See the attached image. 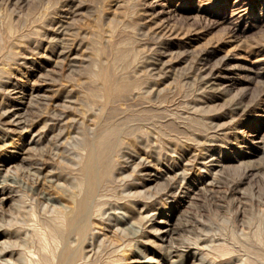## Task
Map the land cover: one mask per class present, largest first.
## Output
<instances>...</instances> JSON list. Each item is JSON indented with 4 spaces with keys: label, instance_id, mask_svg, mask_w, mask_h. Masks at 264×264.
<instances>
[{
    "label": "rangeland",
    "instance_id": "rangeland-1",
    "mask_svg": "<svg viewBox=\"0 0 264 264\" xmlns=\"http://www.w3.org/2000/svg\"><path fill=\"white\" fill-rule=\"evenodd\" d=\"M160 2L167 8H177V14L168 21L176 26L172 36L166 29L157 28L159 20L151 11V0H0V105L16 104L25 125L17 132H8L0 123V170L6 172L5 185L15 195L0 212L1 230L13 234L17 226L22 228L19 245L23 250L22 255L15 256L17 260L0 253V264H33L39 258L41 221L55 214L60 206L69 209L73 205L75 188L67 179L69 169L63 166L70 164L68 154L73 139L82 137V131L89 132L98 119L129 130L132 149L145 157L155 171L163 172L176 162L180 168H186L189 182L197 185L194 194L168 199L162 185H154L151 193L160 209L154 220L161 215L170 217L171 209L177 206L179 216L175 221L180 225L202 220L215 233L222 219H226V228L234 222L241 227L244 220L250 226L245 231L255 232L256 224L264 216V152L259 140L264 135V0ZM200 2L207 8L219 9L220 19L196 17L191 9ZM235 9L240 12L234 13ZM244 11L249 14L241 18ZM120 50L127 51L124 61L117 59ZM163 65L168 67L162 69ZM100 69L117 82L133 83L130 91L107 107L100 99L102 82L95 77ZM215 69L219 78L231 76L236 82L227 94L205 84L214 76L211 71ZM13 85L30 94L25 95L24 102L23 93L14 99L10 90ZM234 104L247 111L233 113ZM138 111L144 113L137 114ZM213 120L216 125L212 128ZM251 127L259 131V136L252 140L246 133ZM216 132L220 140L214 161L208 163L210 170H205L193 158L204 151V140L199 135ZM140 135L149 137L151 148L136 142ZM242 137L247 139L246 144L241 143ZM28 145L30 150H22ZM227 157L234 159L219 168L217 158ZM210 159L207 155L206 161ZM158 190H162L160 194L156 193ZM118 191L119 188L115 192L120 196ZM117 195L109 201L120 202ZM115 212L128 218L122 209ZM34 215L42 218L35 219ZM96 228L108 241L120 242L114 229L104 223ZM196 234L205 236L207 231L188 232L185 236ZM141 250L138 244L125 248L121 251L124 262L140 264ZM195 250L191 246L188 252L194 254ZM200 253L197 251V255Z\"/></svg>",
    "mask_w": 264,
    "mask_h": 264
},
{
    "label": "bare ground",
    "instance_id": "bare-ground-1",
    "mask_svg": "<svg viewBox=\"0 0 264 264\" xmlns=\"http://www.w3.org/2000/svg\"><path fill=\"white\" fill-rule=\"evenodd\" d=\"M160 1L161 0H151V5L149 4L151 6L150 7L151 11L154 13L153 14L154 17H156L157 20H159L158 21L159 23L157 24V28L160 30L166 29V31L169 32L170 36H172L176 32V26H174V24L169 23L168 21L171 19V17L175 15V13L177 12V8L175 7L167 8V5ZM158 7H160L161 9H158ZM191 10H194L196 12L194 14L196 17L199 18H202L204 16H209L213 18L215 17L216 21L220 19V15H221L219 9L207 8L204 6V3L201 2L198 4L197 8H193ZM238 12L240 11L235 9L234 13H238ZM248 14H249L248 11H244L243 13H241L240 17L241 18L246 17L248 16ZM234 29L238 30L239 28L237 25H235ZM176 35H178V33H176ZM117 53H118L117 55L118 60L121 61L126 60L127 51H121ZM224 57L225 56H223V58ZM228 57H225V59L228 60ZM167 67L168 65H163L162 69H165ZM211 73L214 76L209 78L207 81H205V84H207L206 86H208L209 88L218 91L220 94H224V93L227 94V92L236 83L231 76H227L224 79L219 78L220 76L216 69L212 70ZM256 74L257 71L254 72L255 76ZM95 77L101 80L102 82L100 99L104 107H107L112 102H114L119 96L121 97V95L130 91L131 90L130 88L132 87L133 84V83L130 84L127 81L117 82L110 76V74L106 70L103 69H100L98 73L95 74ZM15 85H13L14 87L10 89L12 91V94L15 96L14 99H19L20 96L18 95H21L23 93V96L21 95V97L23 98L22 101L24 102V98H26L25 95H30V94H24V92L18 91V89H16L17 86L15 87ZM244 93L246 94V92ZM94 96L96 95L94 94ZM236 96L241 98L243 95L236 94ZM28 97L29 99H31V96ZM98 98L99 97L97 96V99ZM193 101L195 102V100ZM113 105L115 104L113 103ZM17 109L18 108L16 104L0 105V123L6 126L8 132H17V129L19 130L20 128H23L25 126L24 122L22 121V116ZM240 111L243 114L247 111V108L241 107L239 105H236L233 108V113H237ZM110 112L112 111L110 110ZM98 113H100L99 110ZM143 113L144 112L142 111L137 112V114H141V115ZM222 117H227V115ZM228 117L232 118V115L231 116L229 115ZM139 119L141 118L139 117ZM95 121H96L95 125L89 130V132L88 130H85L82 131L83 132L82 137L80 138L74 137L73 139L74 144L72 146L73 148L72 150H70L68 154V159L70 164L64 165L65 163L63 164L61 162L63 166H67V168L69 169L68 172L69 175L67 179L69 180V184L71 183L70 185H72L75 188L73 201H72L73 205L69 209H65L60 206L55 211V214L53 213V215L46 218L44 222H42L43 220L41 221V223H43V228L41 227L42 225L39 226L42 228L41 230H39V239H38V242L40 244V248L38 249L39 258L38 256H35L38 259L35 258L36 261H33V264H126L124 262L125 259L121 255V251H124V249L127 247L131 248L134 244H138L142 246V250L138 251L141 259L140 264H153V263L154 264H264V216H262L260 222L256 224L258 226L255 232L252 231L253 235H251L252 233L251 234L249 233L250 231L249 232L245 231L244 228L250 226L248 225V222L244 220L243 221L240 220L242 221L240 223L241 227L237 226L236 223L234 222L232 224H227L228 226L226 228V226L223 225L224 223H226L225 221L226 219L225 220L222 219V222L218 224V226L215 225L216 227H218L215 233H211L212 226L206 222H203L202 220L187 221L181 225L178 222L179 223L178 225V223H176L175 221L179 216L177 206L171 209L170 217H168V215H161V218L159 220L157 219L154 220V218L160 214L159 213L160 209L159 207L156 206L155 203L156 199L153 197L154 193L153 194L151 193V190L154 188V185L155 186L156 184L162 185L161 189H163L164 195L167 199L172 196H177L179 194H185V193L194 194L198 189L197 185H195V183L193 182H189V180L187 179L188 178L187 172H185L186 170H184L186 168L184 169L180 168L178 164H176V162L175 164H171V165L169 164L170 166H167L163 170V172L155 171L152 164H150L145 157L140 155L139 152L132 149V145L134 144H131L130 142L131 138L129 137L130 135L129 130L128 132L127 129L124 130L121 127L109 124L110 122L101 123L99 119ZM210 125L212 128L216 125V123H214V120ZM223 132L225 133V131ZM85 133L86 134L90 133V136L85 135ZM183 133L185 134V132ZM246 133L251 140L259 136V131L256 127L249 128V130ZM200 136H202L201 138L204 140L202 141L200 139L202 141L201 145L203 146V150L205 152L203 151L202 154L195 155L193 156V158L195 161H200L199 163L203 165L202 168H206L205 170H210L208 167V163L214 161L213 158L215 157V150L217 149L218 142L220 140L219 135H217L216 132L211 135L206 133L205 135H199V137ZM144 138L146 137H143L141 135L136 136V142H139V145L144 144L145 145L144 147L148 146L151 148L149 144V140H150L149 137H147L146 139ZM259 138L258 139L260 140L262 145V151L264 152V135ZM247 142L248 141L245 137L241 140L242 144H246ZM154 144L156 143H153L152 148L154 147L156 148ZM30 145L26 146L25 148H22V150L24 149L26 151L30 150L31 148ZM160 152L161 151H159V153ZM207 155H210L212 160L210 159V161L207 162L206 161ZM65 158L67 160V157ZM232 159L234 158L227 157L224 160H220V158L219 159L217 158L219 168H224L225 163L231 161ZM212 168L213 170L214 169L216 170V167H212ZM128 170H131L133 173H128ZM5 173L6 172H4V170L2 169L0 170V212L4 208L5 202L8 199H12L13 196H15L13 194L14 192L12 193L11 191H9L10 189L9 190L7 189V184L5 185L6 183L4 179ZM214 180L215 177L211 182L214 183L215 182ZM70 185H67V187L68 186L70 187ZM118 188L120 191V196H118L117 192H115L116 190H118ZM161 191L158 190V192L156 193L160 194ZM116 195L117 197H119L120 202L112 203L111 201H109V199H111L113 196ZM67 196L69 197L68 194ZM116 209H122L127 214L126 216L128 218H126L123 215L124 213L122 214L124 216L123 217L122 215L119 214V212H115ZM36 215H34L35 219L37 218ZM12 218L11 220H13ZM41 218L42 217H40L39 220ZM33 222L35 221L33 220ZM35 223H37V220ZM103 223L108 228L114 229L115 233L119 235L120 238V242L118 240L119 243H113L108 241V239L105 238L106 235L103 236L100 233V231L99 232L97 231L98 228L96 227L100 224L102 225ZM35 227L37 226L35 225ZM1 228H3V226L0 224L1 255L6 256L7 254L9 255L10 258L11 257L14 258L16 255H22L23 253L20 254V252L23 250H20V245H19L20 242L22 243V238L19 235L21 232L20 229L22 228L17 226L16 231L13 232V234L8 231H2ZM204 230L207 231V234H205V236H203L202 234H196L194 237L185 236V234L188 232L195 233V231L198 232ZM191 246H195L196 250L194 254H190L188 252ZM197 251L198 252L201 251V253L197 255ZM29 253L31 254L32 252ZM32 254L34 255V253ZM23 262H25L24 258H23Z\"/></svg>",
    "mask_w": 264,
    "mask_h": 264
}]
</instances>
